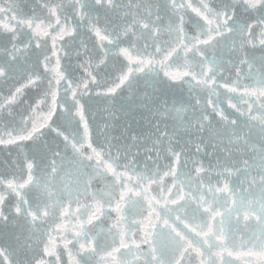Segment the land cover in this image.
<instances>
[{
	"label": "snow or ice",
	"instance_id": "1",
	"mask_svg": "<svg viewBox=\"0 0 264 264\" xmlns=\"http://www.w3.org/2000/svg\"><path fill=\"white\" fill-rule=\"evenodd\" d=\"M0 264H264V0H0Z\"/></svg>",
	"mask_w": 264,
	"mask_h": 264
}]
</instances>
